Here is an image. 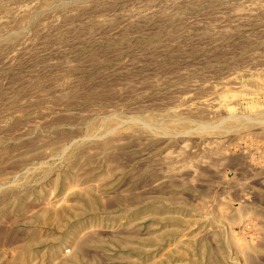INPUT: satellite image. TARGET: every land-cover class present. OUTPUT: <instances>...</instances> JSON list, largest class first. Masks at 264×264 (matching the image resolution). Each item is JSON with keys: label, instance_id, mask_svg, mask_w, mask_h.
I'll use <instances>...</instances> for the list:
<instances>
[{"label": "rangeland", "instance_id": "rangeland-1", "mask_svg": "<svg viewBox=\"0 0 264 264\" xmlns=\"http://www.w3.org/2000/svg\"><path fill=\"white\" fill-rule=\"evenodd\" d=\"M0 264H264V0H0Z\"/></svg>", "mask_w": 264, "mask_h": 264}]
</instances>
